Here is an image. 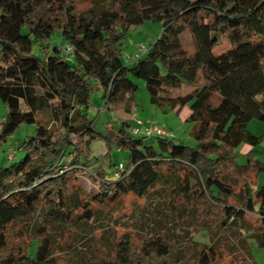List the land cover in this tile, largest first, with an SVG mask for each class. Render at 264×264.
<instances>
[{"label": "trees", "instance_id": "1", "mask_svg": "<svg viewBox=\"0 0 264 264\" xmlns=\"http://www.w3.org/2000/svg\"><path fill=\"white\" fill-rule=\"evenodd\" d=\"M82 1L85 8L67 0H0V101L6 109L0 143L19 126H34L0 164V264H73L54 254L53 226L89 221L91 207L146 198L165 186L181 233L125 231L81 264H254L247 240L264 249V186L237 185V176L252 171L256 179L264 163L252 150L243 165L235 156L240 145L253 147L261 138L248 123L264 122V0ZM40 7L45 17L36 15ZM146 21L160 24L161 32L147 52L124 65L123 40ZM224 42L227 48L216 52ZM130 77L144 82L156 108L179 115L188 107L192 144L129 133L138 89ZM181 86L190 90L175 94ZM96 89L110 115L126 117L118 123L108 117L104 131L87 114ZM95 140L106 150L91 158ZM113 149L128 152L117 176ZM88 173L96 178L95 195L78 184ZM36 212L39 228L31 223ZM255 212L258 224L251 229L245 215ZM202 230L209 244L194 239Z\"/></svg>", "mask_w": 264, "mask_h": 264}, {"label": "rangeland", "instance_id": "2", "mask_svg": "<svg viewBox=\"0 0 264 264\" xmlns=\"http://www.w3.org/2000/svg\"><path fill=\"white\" fill-rule=\"evenodd\" d=\"M67 1L76 4L79 8L86 7V3L82 0ZM36 15L45 17L47 12L43 7H40L36 10ZM160 32V24L151 21H146L141 25L131 27L120 47L121 62L124 65L131 64L137 52L136 44L140 43L149 46L156 40ZM52 39L58 41V35L53 36ZM226 48L227 44L224 42L216 52H221ZM64 59L72 63L69 58L65 57ZM130 79L138 86L135 92V108H138L140 112L139 119L148 121L153 125L164 127L172 133L178 144H192L193 141L190 133L194 129V124L185 122L182 115L178 116L170 109L156 108L149 102L144 82L133 77H130ZM188 90H190L189 87L181 86L180 89L175 91V94L184 93ZM103 103L104 100L102 99L101 90H94L90 97V106L87 110V114L89 118L93 120V127L99 131H104V122L108 117H110L114 123H118L126 118L120 111L110 115L109 112L106 111V108H104L103 111L100 112L99 109ZM214 103H217V100H215ZM186 108L188 109V107ZM5 113L6 109L4 104L0 101V121ZM247 130L252 135L261 138L256 146L251 147L247 144L240 145L236 150L240 155L235 156V163L238 166L245 164L248 160L244 154L249 150L253 151L255 159L264 163V122L252 119L247 125ZM33 133V125H21L11 136L0 143V164L4 165L8 152L19 145L26 136L33 135ZM105 150L103 142L95 140L91 144L90 156L91 158L100 157L104 154ZM23 155L21 151H16L15 153V157L18 159L22 158ZM127 156V151H117L113 149L110 152L109 159L113 163H125ZM111 169H113V167ZM78 180V184L82 190L90 195L97 194V183L93 174L88 173V177L79 176ZM237 181V185H242L246 182L250 185L252 190L260 189L264 186V170L257 174L256 179L254 178V173L250 171L237 176ZM172 195L170 188L165 186L162 187V189L156 188L146 198L128 196L124 198L120 204L114 206H108L100 210L91 207L93 217L89 221H83L78 224L55 225L51 228L53 252L65 262L81 264L89 261L98 251L110 248L114 239L125 231H166L171 236H177L178 233H181V230H179L181 227L177 226L173 221L170 209ZM258 206H260L259 201ZM254 208V210L257 209V203H255ZM31 223L35 228L43 225L40 213L36 212L33 214ZM257 224L258 216L256 212L255 214L247 213L245 215L244 225L252 229L256 227ZM194 239L203 244L210 243V238L206 230L195 232ZM247 244L254 264H264V249L258 245L256 239L249 238ZM220 250L221 258L226 262L229 257L225 251L222 249Z\"/></svg>", "mask_w": 264, "mask_h": 264}, {"label": "built area", "instance_id": "3", "mask_svg": "<svg viewBox=\"0 0 264 264\" xmlns=\"http://www.w3.org/2000/svg\"><path fill=\"white\" fill-rule=\"evenodd\" d=\"M137 52L134 55V59L140 58L145 52H147L148 48L144 44H136ZM64 51L66 53L71 52V48L66 45L64 48ZM104 107L101 106L99 111H103ZM134 123L132 125H129L128 130L129 133L132 136H141L145 140L154 138V137H163V138H173V135L170 131L165 129L162 126L159 125H153L148 121H143L141 119L136 118V108L131 113ZM14 154V151H9L7 158L11 159ZM123 171V165L122 163H118L115 167V171L113 172V175L117 176L120 172Z\"/></svg>", "mask_w": 264, "mask_h": 264}, {"label": "crops", "instance_id": "4", "mask_svg": "<svg viewBox=\"0 0 264 264\" xmlns=\"http://www.w3.org/2000/svg\"><path fill=\"white\" fill-rule=\"evenodd\" d=\"M179 115H182V116H183V119L185 120V119L188 117V115H189V109H187L186 107H184V108L181 110V112L179 113ZM179 115H178V116H179ZM139 116H140V112L138 111V108H136V118L139 119ZM3 117H4V116H2L1 121H2ZM1 121H0V122H1ZM127 121H128V124H129V125H132V124L134 123L133 118H132V115H130V116L127 118ZM143 121H144V120H143ZM5 159H6V161H7V158H5Z\"/></svg>", "mask_w": 264, "mask_h": 264}]
</instances>
